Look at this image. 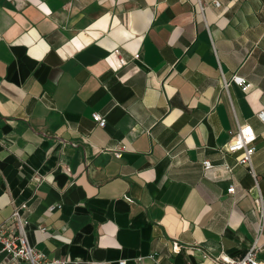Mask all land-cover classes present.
I'll use <instances>...</instances> for the list:
<instances>
[{
	"label": "crops",
	"instance_id": "0c3cea01",
	"mask_svg": "<svg viewBox=\"0 0 264 264\" xmlns=\"http://www.w3.org/2000/svg\"><path fill=\"white\" fill-rule=\"evenodd\" d=\"M214 1L0 0V226L26 203L30 244L68 264H219L254 244L264 0ZM236 121L256 178L224 150Z\"/></svg>",
	"mask_w": 264,
	"mask_h": 264
},
{
	"label": "built area",
	"instance_id": "2783aa9c",
	"mask_svg": "<svg viewBox=\"0 0 264 264\" xmlns=\"http://www.w3.org/2000/svg\"><path fill=\"white\" fill-rule=\"evenodd\" d=\"M214 6L220 8L222 6L221 0H215ZM114 53L119 56L120 50L117 49ZM134 58L135 60H138L140 54H136ZM121 63H125V61L121 59ZM223 81L224 87L227 90L231 85L232 80L228 81L223 78ZM256 116L260 122L264 124V108L259 110ZM92 117L99 127L103 128L106 126L107 120L100 113H94ZM229 135L230 141L224 148L225 152H242L239 164L246 166L250 173L256 178L253 157L257 150L255 145L257 134L254 128L251 125H242L236 121V127L229 131ZM126 150L125 146H121L120 148L113 150V152L117 157H121ZM203 164L207 170L213 167L210 161H204ZM228 192L235 193V187L231 186L228 189ZM258 203L260 221L257 231V240L242 256L238 258H230L222 255L217 259V263L259 264L257 260V253L261 248L259 239L264 232V199L261 195L258 199ZM26 208V203L15 207L11 216L0 226V264H68L69 262L65 260H49L43 252L37 250L30 244L26 231L29 221L23 216ZM126 263L127 262L124 260L118 262V264Z\"/></svg>",
	"mask_w": 264,
	"mask_h": 264
}]
</instances>
